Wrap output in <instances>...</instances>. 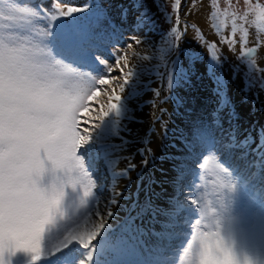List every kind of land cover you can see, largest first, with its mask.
<instances>
[{"label":"snow or ice","instance_id":"6c2138e0","mask_svg":"<svg viewBox=\"0 0 264 264\" xmlns=\"http://www.w3.org/2000/svg\"><path fill=\"white\" fill-rule=\"evenodd\" d=\"M130 2L132 12L136 13L134 27L154 28L155 12L143 0ZM216 3L217 0H211L213 7ZM180 5L181 0H174V11ZM117 7L121 22L127 21L130 9L124 4ZM162 7L156 5L157 10ZM165 19L170 20L171 14H166ZM240 19L246 21L247 17ZM36 20L46 21L38 32L39 39L21 35V32L31 33ZM259 20L264 24V7L260 8ZM176 23H180L178 18L169 32L179 39ZM238 28L246 46L248 31L233 19V36ZM261 31L264 32V27ZM122 37L120 26L113 20L111 5L106 7L101 0H85L79 6H60L58 0H53L47 10L31 4V0H0V264L21 261L23 264H175L170 259L169 242L183 219L179 215L183 207L179 201H170L167 209L155 206L150 199L142 205H133L135 214L129 213L118 232L108 224L113 212L109 209L102 216L97 207L104 192L103 172L98 162L103 161L109 171L113 192L117 179L136 167L131 156L115 155L129 143L120 135L121 131H129L122 121L135 119L129 101L139 94L140 75L145 71L135 64L128 67L127 50L142 60L151 57L141 56L132 43H125L123 50L117 49L113 41ZM127 39L136 45L144 43L139 35ZM105 51H111L115 64L103 58ZM253 51L247 49L244 55L250 57L249 67L256 71V61L251 58ZM176 63L173 61L172 65L178 73L175 82L179 84L187 77L175 67ZM117 68L121 75L111 79L120 80L119 92L124 93L127 88V95L122 97L113 89L108 97L109 106L96 117L98 123L84 129L88 134L83 135L81 112H86L87 102L99 94L97 85H110L111 72ZM213 71L210 65L209 72ZM259 71L264 73V69ZM158 75L166 79V89L171 91L173 76ZM259 83L264 89V77ZM217 86L221 92L223 84L218 79ZM150 90L156 97L160 96L159 89ZM147 103L156 105L155 100ZM228 104L221 93L217 112ZM234 116L231 113L229 119ZM215 124H219V119ZM229 136L230 141L224 142L217 138L212 126L199 122L182 134L186 151L183 157L174 158L178 163L174 164L173 184L179 187L185 175L193 171L187 167L188 160L199 163L213 153L221 157L218 167L225 177L221 181L224 195L218 207L209 205L199 210L202 218L196 219L195 224H203L211 231L192 236V242L184 249L185 264H264V203L255 213L237 207L244 199L247 181L232 163L233 150L243 149L236 158L245 167L254 169L253 174L258 172L264 181V127L257 133L259 143L251 150V156L248 150L253 143L251 135L242 143L234 134ZM116 137L119 144L111 142ZM138 151L147 166L146 153L150 154L151 149ZM121 159L129 164L118 172L116 166ZM97 188L99 194L94 192ZM119 195L114 192L110 202L117 203L115 197ZM188 199L191 205L197 204L196 199ZM190 211L194 213L197 209ZM145 238L152 242L147 255L142 247ZM189 251L191 258H187Z\"/></svg>","mask_w":264,"mask_h":264},{"label":"rangeland","instance_id":"374dc122","mask_svg":"<svg viewBox=\"0 0 264 264\" xmlns=\"http://www.w3.org/2000/svg\"><path fill=\"white\" fill-rule=\"evenodd\" d=\"M204 1H207L212 13L216 12L213 25L207 23L203 8ZM58 2L60 6H79L85 0H58ZM101 2L106 7L111 5L113 20L123 32L121 39L113 41L117 49L123 50L125 43H132L135 51L141 56L148 55L151 59L142 60L139 56H133L132 50H127L128 67L131 68L135 64L138 68H144L145 71L140 75L139 94L129 101L131 115L135 119L122 121V126L126 125L129 131H121L120 135L124 136L129 143L124 151L115 155L131 156V163L136 167L129 169L126 176H120L117 179L114 192L121 195L116 196L117 203L112 204L110 201L114 192L110 190L111 175L104 167L103 161L98 162V167L103 172L104 192L100 195L97 207L102 216L106 215L109 209L113 212V216L108 218V224L115 232H118L129 213L135 214L133 205H142L146 199H150L155 206L167 209L170 201H179L183 205L179 214L183 219L174 229L175 235L169 242L172 253L170 259H173L175 264H185L184 249L187 248L188 243L192 242V236L201 231H211V228H205L203 224L196 225L195 220L202 218L200 209L209 205L218 207L224 195L221 187V181L224 179L217 176L223 175L218 167L221 165V157L213 153L206 155L199 160V163L195 159L188 160L187 167L193 171L188 172L181 185L176 187L173 184V178L176 175L174 164L178 161L174 158L184 156L186 150L182 146V134L187 133L188 128L196 122L212 126L217 138L224 142L230 141L229 133L234 134L237 141L241 143L251 135L253 143L248 149L250 156L251 150L259 143L257 133L261 127H264V89L259 83L261 77H264V73L259 71L264 69V62L261 60L264 48L262 51L255 41V36L260 39L264 47V32L261 31L264 24L259 20L260 8L264 7V0H247V2L246 0H217L215 7L211 4V0H181L178 11L173 9L174 0H143L149 10L155 12L156 25L154 28L145 26L140 29L134 27L136 13L132 12L130 0H101ZM52 3L53 0H31V4L39 5L45 10L51 8ZM118 4H124L130 9L129 18L125 22L120 20ZM157 4L163 7L157 10ZM166 14H171L170 20L165 19ZM242 16H246L247 20L240 19ZM177 18L180 23H176L175 27L180 33L179 39L169 32ZM233 19L238 26L248 31L246 46L242 43L243 33L239 28L235 36L232 34ZM45 24L44 20H36L33 22L31 33L21 32V35L39 39L38 32ZM210 27L213 28V33ZM131 35H139L144 43L136 45L134 41L127 39ZM229 40L236 42L229 44ZM203 48H206L209 57V64L206 67L199 63L202 57L200 49ZM251 48L257 51L254 57L256 71L250 69L249 59L244 55V52ZM236 49L239 51L237 52ZM102 56L110 64H115L111 51L103 52ZM173 61H177L175 67L183 70V74L187 77L181 79L179 84L175 82L178 73L173 68ZM210 65L214 68L211 73ZM120 67H123V63ZM169 73L174 81L171 91L166 89V79L158 75L163 74L166 77ZM120 75L117 68L111 72L110 85L96 86L99 94L87 102L88 110L80 114V130L83 135L88 134L84 129H89L93 124L98 123L96 117L109 106L108 97L113 89L122 97L127 95V88L124 93L119 92L117 85L121 81L111 79ZM217 79L223 84L221 92L217 91ZM233 79L238 81L237 85H232ZM150 89H159L160 96L156 97ZM221 93L229 104L217 112L221 103ZM165 97L168 99H164ZM152 100L156 101L155 107L147 103ZM161 100L164 102L161 103ZM112 102H115L114 99ZM231 113H235V116L229 119ZM216 119H219L218 125L215 124ZM111 142L119 144L120 140L116 137ZM145 147L151 149L150 154L146 153L149 161L147 166L142 163L144 157L138 151ZM242 151L243 149L239 148L233 150L232 163L246 178L245 197L250 195L262 198L264 181L258 172L253 174L254 169L245 167L244 162L236 158ZM128 164V160H119L116 171L128 168ZM199 164H203V167H199ZM232 179H236L235 174ZM94 192L99 194V188ZM189 197L196 199L197 204L191 205ZM261 198L258 199L264 203V199ZM244 199L238 202L237 207L250 213L248 209L251 208L247 207ZM191 209H197V211L193 213ZM93 219L98 218L93 216ZM142 247L145 250L143 254L147 255L146 250L151 245L145 241ZM187 258H191V251L187 253ZM20 264H23V261Z\"/></svg>","mask_w":264,"mask_h":264},{"label":"bare ground","instance_id":"6f19581e","mask_svg":"<svg viewBox=\"0 0 264 264\" xmlns=\"http://www.w3.org/2000/svg\"><path fill=\"white\" fill-rule=\"evenodd\" d=\"M202 5V4H201ZM202 7V6H201ZM203 8H204V13H205V17H206V19H207V23L209 24L210 23V25L212 24L213 25V22H215L214 20H215V17H214V15H213V13L211 12V10H210V8L208 7V3H207V1L205 2H203ZM201 10V9H200ZM215 27V26H214ZM207 28V27H206ZM211 29H208V30H211V33H213V28L212 27H210ZM215 34H216V32H215ZM215 34H212V35H215ZM215 37V36H214ZM256 37V39H255V41L257 42L258 40L260 41V39L257 37V36H255ZM202 43V42H201ZM258 44V43H257ZM259 46H260V48L262 49V51H263V44L260 42L259 44H258ZM202 47H203V45H202ZM201 47V48H202ZM206 48H203V49H200L201 51V54H202V57H201V60H200V64L202 65V66H204V67H206L208 64H209V57H208V52H207V50H205ZM235 50V49H234ZM236 51L238 52L239 50L238 49H236ZM264 54V53H263ZM262 57V62H264V55L263 56H261ZM187 62V61H186ZM185 63V62H184ZM238 84V81L237 80H235V79H233L232 80V85L234 86V85H237ZM243 91V90H242ZM245 93V92H244ZM152 99V98H151ZM183 110V109H182ZM180 120V119H179ZM214 165V164H213ZM213 169H214V167H213ZM216 171H218V169H216ZM221 173V172H220ZM219 178L221 177V179H225V177H224V174L223 175H221V174H218L217 175ZM129 195V194H128ZM245 197V196H244ZM258 198H261V197H256V196H254V197H251L250 195H247L246 197H245V199H244V203L247 205V207L248 208H251V209H248V210H250V213H255V212H258L259 210H260V207H261V204H262V202H261V200L260 199H258ZM262 199V198H261ZM263 200V199H262ZM110 222V221H109ZM112 223V222H111ZM115 225V224H114ZM113 225V226H114ZM145 241L147 242V244H149V245H151V240H149L148 238H145Z\"/></svg>","mask_w":264,"mask_h":264},{"label":"water","instance_id":"95a60500","mask_svg":"<svg viewBox=\"0 0 264 264\" xmlns=\"http://www.w3.org/2000/svg\"><path fill=\"white\" fill-rule=\"evenodd\" d=\"M255 1H258V0H255ZM251 49H254V51L252 52V57L251 58H254L255 55H256V49L255 48H251ZM248 59H250V57L246 56Z\"/></svg>","mask_w":264,"mask_h":264}]
</instances>
